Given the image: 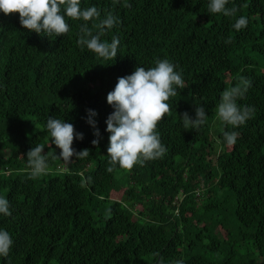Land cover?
Wrapping results in <instances>:
<instances>
[{
    "label": "trees",
    "instance_id": "16d2710c",
    "mask_svg": "<svg viewBox=\"0 0 264 264\" xmlns=\"http://www.w3.org/2000/svg\"><path fill=\"white\" fill-rule=\"evenodd\" d=\"M93 5L94 34L107 13L119 19L101 37L119 38L114 59L77 44L83 21L66 18L69 32L49 38L24 29L19 13L0 12V196L11 211L0 229L12 239L0 264H264V0H229L232 17L209 14L207 0H81ZM239 16L248 24L235 30ZM158 58L185 82L157 125L166 152L109 173L107 95ZM232 87L246 89L238 105L255 109L235 129L216 114ZM198 105L206 122L184 129L181 116L195 118ZM88 109L97 113V145ZM48 116L83 134L73 148L88 149L86 158H53L60 149ZM233 130L237 142L227 146L223 133ZM37 144L49 168L33 177L27 152Z\"/></svg>",
    "mask_w": 264,
    "mask_h": 264
},
{
    "label": "clouds",
    "instance_id": "9594fccd",
    "mask_svg": "<svg viewBox=\"0 0 264 264\" xmlns=\"http://www.w3.org/2000/svg\"><path fill=\"white\" fill-rule=\"evenodd\" d=\"M229 0H207L209 14L223 13L226 17L235 16L237 9L227 7ZM0 12L4 14L19 13L21 26L37 34L58 37L69 32L70 25L66 18L83 21L79 25L77 44L94 53L98 58L111 60L117 57L119 38L112 36L110 42L101 37L119 24V19L112 13L94 23L98 31L94 34L89 27V21L97 20L101 13L93 5L81 7V0H0ZM248 24V19L239 16L232 27L241 30ZM182 71L169 59H156L154 66L145 68L136 66L135 70L126 76L119 77L112 91L107 95V103L113 112L106 119V131L110 134L107 146L108 167L111 173L117 166L131 169L136 164L163 157L166 147L161 142L160 133L156 131L158 123L169 112L167 101L177 95V90L184 87ZM246 89L232 87L225 89L216 106L219 119L233 129L243 125L251 118L255 109L252 106L238 105L237 99L242 97ZM87 122L93 128V145L99 144L100 130L95 119V110L88 109ZM195 118L185 112L182 117L184 129L198 130L207 119L203 106L195 109ZM46 129L52 144L60 149L58 158L70 162L73 156L84 159L89 150L76 151L73 148L74 138L83 140V134L75 132L74 125L65 119L48 116ZM237 131H224L223 142L232 146L237 142ZM27 163L33 177L46 174L49 168L47 154L44 148L37 144L27 152ZM0 215H11L10 202L0 196ZM12 239L8 231L0 229V256H7ZM176 264H183L177 261Z\"/></svg>",
    "mask_w": 264,
    "mask_h": 264
},
{
    "label": "rangeland",
    "instance_id": "374dc122",
    "mask_svg": "<svg viewBox=\"0 0 264 264\" xmlns=\"http://www.w3.org/2000/svg\"><path fill=\"white\" fill-rule=\"evenodd\" d=\"M116 194L120 196L121 195V192H117ZM234 245H236V243L232 244V246H234ZM244 248H245L244 246L241 247V248H238L239 253H243L245 251Z\"/></svg>",
    "mask_w": 264,
    "mask_h": 264
}]
</instances>
